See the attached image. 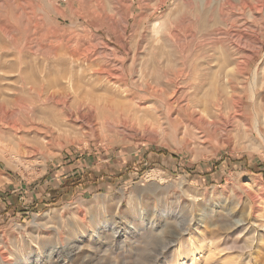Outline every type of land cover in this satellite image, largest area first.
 Instances as JSON below:
<instances>
[{"label": "rangeland", "instance_id": "1", "mask_svg": "<svg viewBox=\"0 0 264 264\" xmlns=\"http://www.w3.org/2000/svg\"><path fill=\"white\" fill-rule=\"evenodd\" d=\"M161 1L0 0V264H264V0Z\"/></svg>", "mask_w": 264, "mask_h": 264}, {"label": "trees", "instance_id": "2", "mask_svg": "<svg viewBox=\"0 0 264 264\" xmlns=\"http://www.w3.org/2000/svg\"><path fill=\"white\" fill-rule=\"evenodd\" d=\"M163 154H168L166 151L158 150ZM83 175V174H82ZM80 173H75L72 176H69L67 179L63 181L57 188L49 190V197L42 201V206L44 205H52L56 206L60 204L63 200H65L68 196L72 195L75 192L76 187L82 182L86 181V176H82ZM86 178V179H85Z\"/></svg>", "mask_w": 264, "mask_h": 264}, {"label": "bare ground", "instance_id": "3", "mask_svg": "<svg viewBox=\"0 0 264 264\" xmlns=\"http://www.w3.org/2000/svg\"><path fill=\"white\" fill-rule=\"evenodd\" d=\"M167 0H162L160 3H159V6L164 4ZM209 2L210 0H201V2L205 3V2ZM206 4V3H205ZM161 92V91H160ZM82 119V118H81ZM82 121V120H81Z\"/></svg>", "mask_w": 264, "mask_h": 264}]
</instances>
